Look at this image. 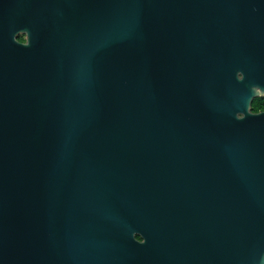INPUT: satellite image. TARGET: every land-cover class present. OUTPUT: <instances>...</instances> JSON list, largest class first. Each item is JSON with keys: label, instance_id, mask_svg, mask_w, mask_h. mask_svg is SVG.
Returning <instances> with one entry per match:
<instances>
[{"label": "water", "instance_id": "obj_1", "mask_svg": "<svg viewBox=\"0 0 264 264\" xmlns=\"http://www.w3.org/2000/svg\"><path fill=\"white\" fill-rule=\"evenodd\" d=\"M263 98L264 0H0V264H264Z\"/></svg>", "mask_w": 264, "mask_h": 264}, {"label": "trees", "instance_id": "obj_2", "mask_svg": "<svg viewBox=\"0 0 264 264\" xmlns=\"http://www.w3.org/2000/svg\"><path fill=\"white\" fill-rule=\"evenodd\" d=\"M19 40L21 42H24V38L20 37ZM252 111L254 113H259L261 111H264V98L263 99H255L252 104Z\"/></svg>", "mask_w": 264, "mask_h": 264}, {"label": "flooded vegetation", "instance_id": "obj_3", "mask_svg": "<svg viewBox=\"0 0 264 264\" xmlns=\"http://www.w3.org/2000/svg\"><path fill=\"white\" fill-rule=\"evenodd\" d=\"M261 112H264V111H261Z\"/></svg>", "mask_w": 264, "mask_h": 264}]
</instances>
